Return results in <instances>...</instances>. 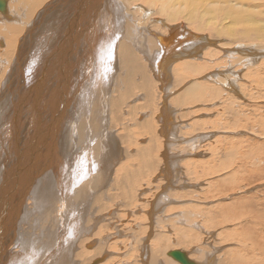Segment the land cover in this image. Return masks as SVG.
<instances>
[{
	"label": "bare ground",
	"instance_id": "bare-ground-1",
	"mask_svg": "<svg viewBox=\"0 0 264 264\" xmlns=\"http://www.w3.org/2000/svg\"><path fill=\"white\" fill-rule=\"evenodd\" d=\"M38 1L43 0L34 2L38 6L44 3ZM144 1L159 9V13L161 12L164 15L165 19L157 20L160 24L155 27L156 30L146 27L145 24L143 27H138L139 25L137 26L132 21L133 17L127 15V18H130L133 23H126V26L124 24V33H122L123 24L120 20L123 18L121 14H124V10H117L120 9L121 4L119 5L116 0H51L44 9H41L43 15L39 19L34 18L38 9H30L33 16L20 20L17 15L18 9H5L6 1L0 8V12L3 11V13H0V36L6 35L3 39L6 40L4 41L6 42L4 46L5 54L8 58L9 55H13V60H9L10 66L0 75V184L3 182V186H1L3 190L0 192V264H45L43 259L46 257V261L47 259L50 260L57 252L61 253L57 256V259H54L52 264H75V262H78L76 259H83L80 264H85L88 260H94L95 256L97 260V256H100L102 251L100 243H106V241L110 243L111 236H113L111 233L101 235L102 222H105L107 217L116 218L113 210L108 212V214L113 215H103L104 212L102 211L107 210L109 205L100 204L104 197L99 194L98 189L105 187L107 183L121 184V186H124L122 188L124 191L123 196L128 198L126 196H128L131 189L130 186L132 185L133 190V185H135L138 178L140 182L143 176L151 177L150 174L154 173L153 171L156 168H160V175L166 176L168 178L167 182L170 183L171 173L167 163L168 158L166 160L164 152L166 142L169 139L162 141L161 146L157 145L156 140L160 139L156 134V132L158 133V128L156 129L158 125L155 126L156 123L152 118L148 119L147 123L142 124L143 127L145 125L149 126V130L153 128L150 132L153 137L150 141L152 144L148 145L146 143L147 145H143L139 151L136 149L134 156H128L130 159L125 160V162L129 160L128 162L131 163L135 162L132 160L139 161L141 171H133L134 169L128 166V162L119 165V169L115 168L117 163H120L121 151L118 149L120 144H116L114 133L108 132V124L105 123L109 119L105 115V112L108 111L106 106L112 105L117 110L124 98L126 100V98L129 99V97L134 96L133 88H139L144 92V96L148 98L150 91L154 90L160 100V105L166 107L168 99L166 98L167 92L165 89L169 88L170 71L176 75L175 81H181L183 76L186 75L199 74L204 68L200 70V65L197 63L198 56H201V53L204 55L209 54L208 49H219L217 47L218 42L201 33L206 30H214L219 34L218 36L226 35L231 40H256V47L252 44L254 42H247L248 45H254V49H251L253 51L246 53L251 55L249 58H245L248 64H253L256 60L264 57V15L262 17L260 15L259 18L256 13V9H261L264 12V0H142V2ZM78 4H80V9L77 8ZM129 7L127 9L134 8L130 3ZM11 10L16 13L10 14L12 19L8 16L4 17L6 11L9 14ZM145 12L149 13L147 10ZM2 14L4 15L1 16ZM113 14L114 17H112ZM105 19L107 20L105 21ZM228 19L229 23L227 24L224 21ZM242 21L245 25L241 24ZM73 22H75L76 27L72 25L69 28V25ZM135 25L136 27H134ZM238 25H241L244 29L238 28ZM163 31L165 32L163 33ZM145 33L149 36V39L145 37ZM139 34L144 35L147 40L145 41L144 37L141 39ZM194 34L197 35L194 36ZM122 36L124 40L117 45ZM0 40V46H2L4 42L1 38ZM116 45L119 47H116ZM137 50L142 51L143 56H146L144 58L147 59L146 62L149 63L151 69L143 63L142 59L140 60ZM243 51H245L244 48ZM116 57L119 58V64L116 62ZM240 61L246 63L242 59ZM119 65L121 70H126L125 77L114 73ZM150 73H153V77ZM213 73L217 75V73ZM137 74L142 77L140 83H136L134 80V76ZM228 80L230 79L228 78ZM52 81L54 82L52 83ZM56 81L57 86H55ZM118 81L121 82L124 89L120 93V98H115V94L113 97L110 92L113 85L118 92L120 91L118 89H122L117 84ZM192 83L185 87L186 89L182 96L178 97V100L189 99L198 102L202 99L208 88L201 84L202 82ZM234 83L236 84L233 79ZM21 84L24 85V88L17 95L15 101V98H12L11 91ZM233 84L226 85L230 88L234 87ZM106 96H108L107 103H105ZM30 98L33 100V107L30 105ZM91 98L93 100L94 98L98 99V101L94 100V104H92ZM152 102L148 100L144 107L156 108L157 102L155 100H152ZM232 103L235 104L234 101ZM14 105L15 108L12 114ZM80 105L79 110L75 108ZM73 106H75L74 110H72ZM167 109H161L160 106L155 109V113L158 114L156 117L163 122L160 134L167 131L166 127L169 124V108ZM75 114H79V118L68 126L70 129L65 128L63 122L65 120H62V118L65 117L66 119ZM118 114L120 115L119 112ZM48 116L53 121H49ZM18 119H22L23 126L16 129L15 138L13 137L14 139L11 140L7 137L9 134L5 132L6 122L11 121V124H14ZM49 124L52 127L51 129ZM62 124L65 126H63L66 129H63L65 131L61 129ZM3 127H5L4 130ZM23 138L25 141H22ZM92 141L96 142V144H93L94 146L91 145ZM163 142L165 146L162 145ZM89 145L91 148H88ZM159 147L163 148L157 163L159 166L162 164L160 167L153 163L157 160L154 157L153 150ZM23 149L24 154L20 158ZM55 149H57L56 154H54V156L57 155L55 160L59 162L56 161V165L51 161L53 158L49 159L50 162L48 161V156ZM68 149H71L70 153ZM13 151L15 152V160L11 161L9 155H12ZM90 151L94 154L93 157ZM165 151L167 150L165 149ZM4 157L5 159H3ZM177 158L178 156L175 155L172 160ZM192 161L185 162L189 170L193 167ZM175 162L173 163L175 164ZM97 169L98 171L99 169L102 170L101 175H98V177L94 175ZM63 170H68L67 176L65 175L67 180H64ZM113 170L117 171L115 172L117 175H114ZM26 174L30 176V180H28ZM74 174H77V177L73 181L74 177L71 178V175ZM11 175L14 178L9 181L8 177ZM40 175L43 177H39L40 179L34 181ZM12 179L14 180L12 181ZM87 180L88 183H81V181L87 182ZM11 181L13 184H9ZM7 186H9V189H6ZM76 186H78V192L82 196L81 202H77V204L73 202V193L77 190ZM10 192H14V195H11ZM173 195L182 198L185 195V197H188L187 195H191V193H176ZM26 198H30L31 207L26 208L25 205V208L23 207L25 200L28 202ZM140 198L144 199L145 197L143 198L142 195ZM129 199L131 200V196H129ZM92 202L95 205L100 204L102 206L101 215L96 212L92 213L90 210L86 214L85 209ZM59 203L61 204L58 205ZM154 209L156 208L152 207L149 212L151 216ZM130 214L132 215L129 211ZM180 215L187 220L185 212L180 213ZM9 216L10 219H8ZM34 216L37 217L34 218ZM85 217L88 219V223L83 227ZM118 220H121V218ZM127 221L123 220V223H117L123 226L127 225L124 224ZM45 222H47V226ZM114 222L113 220V223H110V228L113 230L118 228ZM18 223L21 225L20 229L22 231H19ZM130 225L128 226L130 227ZM36 229H40L43 235L39 233L40 236H37ZM145 229L147 230V228ZM125 230L127 233L128 230ZM83 232L88 237L84 242L90 241L92 237L100 238L101 236L104 239H97L89 243V246L97 244L94 249L87 252L83 248L78 252L76 239ZM183 232L185 233V231ZM148 238L145 239V243H147ZM157 242H160V240ZM12 244L13 246H11ZM104 244L102 243V246ZM168 245L166 243L159 246V248L150 249L149 264H157L159 255L166 248H169ZM109 247L111 248V246ZM169 251H166V256L170 257H165L166 264H179V261L168 254ZM40 254L45 256L39 258ZM187 254L189 255L188 252ZM190 258L193 259L192 256ZM208 258V261H196L200 264H213L209 262L210 257ZM146 263L148 264L147 261ZM159 263H161L160 260Z\"/></svg>",
	"mask_w": 264,
	"mask_h": 264
},
{
	"label": "rangeland",
	"instance_id": "rangeland-1",
	"mask_svg": "<svg viewBox=\"0 0 264 264\" xmlns=\"http://www.w3.org/2000/svg\"><path fill=\"white\" fill-rule=\"evenodd\" d=\"M5 1V9H18L17 15L20 20L27 19L28 16L29 18L33 16V12L30 9H38V12L36 10L37 13H35L34 18L39 19L43 15V11L41 9H44L46 5L51 2V0L38 1L41 3L44 2L41 6H38L34 3L36 0H21V4L20 0ZM116 1L119 5L121 4L120 9L117 10H124V14H121L124 20L123 18L120 20L123 24L122 33H124L126 23L132 24L134 22L137 26L139 25L138 27H143L145 24L146 27L156 30L155 27L160 24L157 20L165 19L164 15L161 12V14L159 13V9L149 5L145 1ZM129 3L134 8L127 9L130 8ZM77 8L80 9V4L77 5ZM144 9H146L149 13H146V10ZM130 12L132 13L129 14ZM0 13H3V11ZM256 13L259 15V18L260 15L261 17L264 15V12H262L261 9H256ZM10 14L16 13L11 10V13L8 14L6 11V14H2L1 16H8L12 19ZM114 14L112 17H114ZM127 15H131L133 17V22L130 18H127ZM106 20L107 19H105V21ZM111 20L112 18L109 21L111 22ZM228 21L229 19L224 22L228 24ZM149 22L153 24H150ZM243 22L244 21H242L241 24L245 25ZM72 25L73 27H76L75 22H73L69 25V28ZM134 27H136V25ZM238 28L244 29L241 25H238ZM164 32L165 31H163V33ZM201 33H204L209 39L218 42L217 47H219V49H208L207 52H209V54L204 55L201 53V56H198L197 63L200 65V70L204 68L202 72H199V74L193 76L186 75L183 76L181 81H175L176 75L170 71L169 78L171 82L168 81L169 88L165 89L167 92L166 98L168 99V105L166 104V107L169 108V124L166 127L167 131H165L164 134H160V128H163V122L159 121L158 117H156L158 114L155 113V109H158L159 106L161 109H168L164 105H160V100L154 90L150 91L148 98L144 96V92L142 90L139 88H133L134 96H132V98L129 97V99L126 98V100L124 98L118 107L119 110H115L112 105L106 106L108 111L105 112V115L106 118L109 119H107L105 123L108 124V132H113L116 137V144H120L118 149L121 151L119 161L121 164L117 163V167L115 166V168L119 169V165H123V163L128 162L129 160L126 162L125 160L130 159L128 156H132L136 149L139 151L143 145L146 146L147 144H152L150 141L153 137L150 135V132L153 128H150L149 130V126L145 125L143 127L142 125L144 122L147 123L148 119L152 118L156 123L155 126L158 125V127H156V129L158 128V133L156 132V134L158 138L161 139L156 140L157 145L161 146L162 141L169 139V143L166 142V146L164 145V142L162 145H164L167 150L165 151L164 149V152L166 160L168 158L167 163L171 173L169 180L171 181L168 180L170 182L168 183V178H166V176L164 177L162 174L160 175V168H156L154 169L155 171H153L154 173L150 174V176L152 175L151 177L143 176L140 182V179L138 178L135 185H133V190L132 185L130 186L131 189L129 190L128 196H126L128 198L123 196L124 191L122 188H124V186H121V184L112 182L114 184L113 185L112 183H107L105 187L98 189V191H100L99 194L104 197L100 204L106 206L109 205L107 210H105L106 212L102 211L103 209L100 204L95 205L94 202H92L90 206L85 209V212L88 214L90 210L92 213L96 212L101 215L102 212H104L103 215H107L110 210H113L116 218L111 219V217H107L105 222H102L101 230V235L111 233L113 236H111L112 239L110 240V243L109 241H106V243L102 242L103 244L105 243L103 246L102 243H100L102 248L100 253L101 257L98 255L100 258L97 256L96 260L95 256L94 260H88L85 264H147L146 261L149 264L148 255L150 249L159 248V246L166 243L169 244V248H166L165 251L160 254L162 256L159 255L160 258L158 257L157 264H166L167 260L165 257L170 258L166 256V251L172 250L173 248H179L187 251L189 256H192V258L197 261H208V257H210L209 262L213 264H264V57L256 60L253 64H248L245 60V58H249L251 56L246 53H248V51L252 52L253 50L251 49H254V45L256 47V40H231L226 35L218 36L219 34L214 30H206ZM196 35L197 34H194V36ZM139 36L141 39L144 37V35L141 36L140 34ZM2 37L0 36L2 42L6 41L3 40L6 35H2ZM145 37L149 39L147 34ZM145 37L144 40L146 41L147 39ZM120 39L121 40L117 42V45L124 40L123 36ZM251 41L254 42L252 43L254 45H248L247 42ZM5 45L6 42L0 46V75L10 66L9 60H13V55H9L8 58L5 54ZM117 45L116 47H119ZM243 48L245 51H243ZM117 50L115 49L116 53ZM136 52L139 55L140 60L142 59L143 63L151 69L149 63L146 62L147 59L144 58L146 56H143V52L140 50H137ZM241 59L244 60V62L246 61V63L240 61ZM254 59L256 58L254 57ZM116 62L119 64V58H117ZM213 72L217 73V75ZM114 73L116 75L121 74L125 77L126 70H121L119 65ZM150 74L153 77V73ZM228 78L230 80H228ZM233 79L236 84H233ZM134 80L136 83H140L142 80L141 75L137 74L134 76ZM54 81H52V83ZM192 82H202L201 84L208 88L205 95L200 100L201 102H193L189 99L178 100L186 89L185 87L193 84ZM117 84L122 89H118L120 90L118 92L116 91L117 88L113 85L111 87V89H113L110 94H112V96L115 94V98H120V93L123 91L124 87L119 81ZM226 84H233L234 87L229 88ZM55 86H57V81ZM23 88L24 85L21 84L18 88L16 87V89L11 91L12 98H15V101L17 100V95L21 93L20 91H22ZM107 99L108 96L105 98V103H107ZM94 100L98 101V99L95 98ZM94 100L91 98V101H93L92 104H94ZM148 100L151 102L152 100H155L158 104L156 108H145L144 104ZM29 101L31 102L30 105L33 107L32 98H30ZM232 101H234L235 104L232 103ZM74 107L75 106L72 107V110L75 108L79 110L81 105L79 107ZM14 108L15 105L12 107V114ZM145 113H147V115H145ZM118 117L121 118L118 120ZM48 118L50 119L49 121L52 120L50 116H48ZM77 118H79V114H75L66 119L63 117L62 120H65L63 122L66 127L62 124V128H60L62 130L69 128L68 126L72 125L71 123H73L74 120H77ZM21 120L22 119H18L14 124H11L10 121L9 123L11 126L8 122H6V128L3 127V130L5 128V132L9 134L7 137L11 140L15 138L16 129L23 126ZM49 123L51 124V122ZM164 124L166 123L164 122ZM51 128L52 127L50 126V129ZM22 141H25L24 138ZM93 144H96V142L94 141L91 145L94 146ZM88 148H91V146L89 145ZM23 151L24 149L22 150L20 158L24 154ZM53 151L48 156V161L53 158L51 161L56 165L58 161L55 160V156L57 155L54 156V154H56L55 151L57 152V149ZM69 151L71 152V149H68V152ZM162 151L163 148L161 147L153 150L154 157L157 159L156 162L153 161V163L158 167L162 165L160 164L159 166L157 164L160 159L158 157H161ZM19 152L21 153V150ZM93 155L94 154L91 152L92 157ZM175 155L178 156L176 159L177 161L179 160L178 162L176 160H172ZM14 156L15 152L12 155H9V159L14 161ZM192 157L196 159H193ZM3 159H5V157ZM186 160H193V167H190V170L185 163L187 162ZM132 161L137 163L128 162V166H131V169H134L133 171H141L142 168H140L139 161ZM161 162L164 161L162 160ZM173 162H175V164ZM195 165L197 166L196 168L194 167ZM28 167H30V165H28ZM67 171L68 170H63L62 175L64 178L65 175L67 176ZM115 172L117 171L113 170L114 175H117ZM101 173L102 170L99 169L98 171L97 169L94 172V175L98 177ZM74 175H71V178L74 177L73 181L77 177V174ZM27 176L28 180H30V176ZM9 177V181L11 178H14L12 175ZM39 177L42 178L43 176L40 175L37 176L36 179L33 178L34 181L40 179ZM66 178L64 180H67ZM13 180L14 179H12V181ZM12 181L9 184H13ZM81 183H88V180L87 182L81 181ZM1 186H3V182L0 184V192L3 190V187ZM77 187L78 186H76V189ZM6 189H9V186H7ZM188 192L189 194L191 193V195H187L188 197H185V195L182 198H178L176 195H173L176 193L179 194ZM10 194L14 195V192H10ZM73 194V202L75 204H77V202H81L82 196L79 194L78 189L75 190ZM142 195L143 198L145 197L144 199L140 198ZM129 196H131V200L129 199ZM26 199L28 202L25 200L23 207L24 205L26 208L28 206L31 207L32 202H29L31 201L30 198ZM60 204L61 203L58 205ZM152 207L156 209H154L153 215L151 216L149 212ZM129 211L132 215H129ZM184 212L186 213L187 220L180 215V213L183 214ZM110 215L113 214H108V216ZM36 217L37 216H34V218ZM120 218L121 220H118ZM8 219H10V216ZM110 220L112 221L110 222ZM113 220L115 221L114 224L116 223L118 226V228L114 230L110 228V223L112 224ZM123 220L129 221L124 223L127 225L122 226V224H119L123 223ZM45 223L47 226V222ZM84 223L83 227L88 223V219L86 217ZM128 225H130L131 228ZM20 226L21 225L18 223L17 227L19 231L21 230ZM26 226L28 227V224ZM137 226L140 227L138 228ZM27 227H25V229H27ZM145 228H147V230ZM125 229L128 230L127 233ZM142 229L145 231H142ZM181 230L185 231V233ZM39 233L41 234L42 231L40 229H36L37 236H40ZM134 234L136 235L134 236ZM87 238L86 233L83 232L79 234L78 239H76L78 252L83 248L88 252V250L94 249L97 245L89 246V243L94 240L96 241L97 239H104V237L101 238V236L100 238L92 237L93 239L91 238L90 241L84 242ZM146 238H148L147 243H145ZM158 240H160V242H157ZM11 246H13V244ZM109 246H111L112 249ZM108 247L111 250H109ZM60 253L57 252L55 256H52V260L47 259L46 261L45 257L43 259L45 264H52L54 259H57V256H59ZM109 253L110 255H113L110 256ZM40 256L43 258L45 255L40 254L39 258ZM131 256L132 258H130ZM159 260L161 263H159ZM76 261L78 262L74 261L75 264H80L83 259H76Z\"/></svg>",
	"mask_w": 264,
	"mask_h": 264
},
{
	"label": "water",
	"instance_id": "water-1",
	"mask_svg": "<svg viewBox=\"0 0 264 264\" xmlns=\"http://www.w3.org/2000/svg\"><path fill=\"white\" fill-rule=\"evenodd\" d=\"M5 0H0V8L5 4ZM170 256L179 261L181 264H200L196 260L190 258L186 251L181 249H173L168 252Z\"/></svg>",
	"mask_w": 264,
	"mask_h": 264
}]
</instances>
